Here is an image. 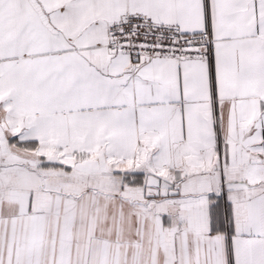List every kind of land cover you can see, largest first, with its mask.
Wrapping results in <instances>:
<instances>
[{"label": "snow or ice", "instance_id": "6c2138e0", "mask_svg": "<svg viewBox=\"0 0 264 264\" xmlns=\"http://www.w3.org/2000/svg\"><path fill=\"white\" fill-rule=\"evenodd\" d=\"M0 264H264V0H0Z\"/></svg>", "mask_w": 264, "mask_h": 264}]
</instances>
